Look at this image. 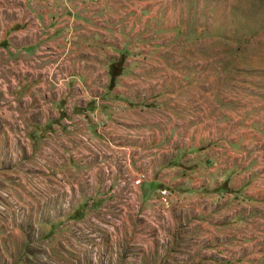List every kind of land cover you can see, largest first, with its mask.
Wrapping results in <instances>:
<instances>
[{"label":"rangeland","instance_id":"rangeland-1","mask_svg":"<svg viewBox=\"0 0 264 264\" xmlns=\"http://www.w3.org/2000/svg\"><path fill=\"white\" fill-rule=\"evenodd\" d=\"M91 1L114 50L0 46V264H176L198 209L264 264V0Z\"/></svg>","mask_w":264,"mask_h":264},{"label":"crops","instance_id":"crops-1","mask_svg":"<svg viewBox=\"0 0 264 264\" xmlns=\"http://www.w3.org/2000/svg\"><path fill=\"white\" fill-rule=\"evenodd\" d=\"M12 1L13 4L10 6L17 10L18 15L7 26L5 36H0V46H3L1 49L29 54L36 52L44 55L43 51L48 50L52 44V38L55 36L54 38L65 41L70 44L69 46L72 45V48L75 47L77 51L96 50L99 48V43L104 45L106 50H114L112 32L108 29V25L106 28L98 27L99 12L91 0ZM62 30L64 32H61ZM52 32L54 35L51 34ZM87 62L97 66H105L106 64L108 66L110 61L104 64L100 55L95 53L93 57L83 59L84 64ZM198 188L191 186L190 189L193 191L185 194H194L195 189ZM196 198L198 197H185V200L195 201ZM206 199L211 200L210 197ZM195 212L202 217L198 221L192 222L189 228L199 225L204 228L197 233L195 232L197 229H193V232L179 234L173 238L175 246H173L171 253L176 264H210L212 253L220 255L223 251L226 252L224 246L216 244L219 239L211 233L216 232L218 225L211 223L212 220L208 216L210 211L198 209ZM227 231L230 230L227 229L225 233ZM226 236L228 235L225 234ZM236 254L244 256L242 253Z\"/></svg>","mask_w":264,"mask_h":264},{"label":"built area","instance_id":"built-area-1","mask_svg":"<svg viewBox=\"0 0 264 264\" xmlns=\"http://www.w3.org/2000/svg\"><path fill=\"white\" fill-rule=\"evenodd\" d=\"M141 181L142 180L139 178L136 180V183L140 184ZM161 194H162L164 200H166V199L170 198L174 194V192L172 191V189L166 188V189L161 191Z\"/></svg>","mask_w":264,"mask_h":264}]
</instances>
